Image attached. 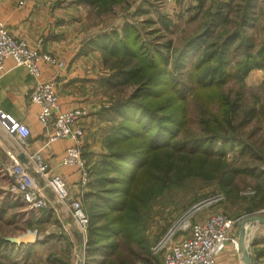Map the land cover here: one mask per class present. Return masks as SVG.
I'll return each mask as SVG.
<instances>
[{
    "label": "trees",
    "instance_id": "16d2710c",
    "mask_svg": "<svg viewBox=\"0 0 264 264\" xmlns=\"http://www.w3.org/2000/svg\"><path fill=\"white\" fill-rule=\"evenodd\" d=\"M81 1L100 16L130 0ZM198 2L204 6L207 0ZM256 2L245 0L238 5L240 16L235 23H241L243 30L253 25ZM230 6L226 1L219 4L216 12H210L204 32L190 39L179 52L167 41L158 43L153 38L145 42L137 27L129 23L120 32L104 33L86 41L88 48L102 53L106 69L114 70L102 79L104 86L134 89L131 98L116 100L112 105L120 121L110 128L106 153L94 169L91 191L84 196L89 218L87 264L148 261L150 243L145 236V223L153 203L167 195L168 187L182 189L194 180H205L210 185L216 180L230 195L237 176H258L262 182L256 186L258 196L254 200L264 203V104L259 110L243 107L240 93L237 102L221 92L233 78L243 80L253 70L264 69V46L252 53L253 45L248 42L244 60L233 63L231 47L237 43L239 32L224 38L220 30L215 33L228 23ZM162 21L168 29L164 17ZM190 91L195 100L204 99L206 106L217 104L219 111L207 110V118L200 120L202 136L178 139L179 134L188 132L186 102ZM248 127L252 129L244 134ZM219 140L225 151L238 149L242 156L252 151L251 161L240 167L231 165L223 153L215 152ZM251 144L259 145L254 149ZM9 197L2 198L0 218L8 209L17 208L19 199L10 197L11 201ZM24 217L28 227L56 221L48 209H31ZM4 245L17 244L0 238V250Z\"/></svg>",
    "mask_w": 264,
    "mask_h": 264
},
{
    "label": "rangeland",
    "instance_id": "374dc122",
    "mask_svg": "<svg viewBox=\"0 0 264 264\" xmlns=\"http://www.w3.org/2000/svg\"><path fill=\"white\" fill-rule=\"evenodd\" d=\"M226 1H229L231 5L227 8L228 23L218 27L215 33L220 30L219 32L223 33L224 38L233 32H239L237 43L231 47L230 53V57L235 64L239 60H244L246 44H248V42L253 45L252 53H255L264 46V0H257L253 14V25L247 27L246 30L242 29L243 26L241 23H235L236 17L240 16L237 13L238 5L245 0H207V2L205 0L206 3L204 6H201L198 0H130L124 5L115 6V8L107 14L98 16V20H100L99 24H102L98 33L104 34L114 30L119 31L122 29L123 22L129 19L133 22L132 25L136 26L140 31L145 42L153 38H155L158 43L167 41L166 43H169L173 49H178L179 52L190 39L204 32L210 19V12H216L219 4ZM92 12L95 13L96 11L93 9ZM163 17L167 21L168 29L162 24ZM91 19H93L92 16ZM98 20L96 22H98ZM215 36L212 37L214 38ZM246 37L249 40L247 39L246 41ZM238 44L241 45L238 46ZM98 52L103 58L102 53L100 51ZM113 72V69L110 70L108 67L106 69L104 66V70L100 73L106 76ZM167 80L170 82L169 79ZM101 92L104 98L103 104L98 114H96L97 119L100 121L99 123L97 121V127H99L100 131H104V133L107 131L105 133L106 139L113 124L120 121L119 118L116 117L114 110H112L113 103L116 100H128L132 97L134 89L126 87L118 90L116 88L101 86ZM221 92L226 98L232 101H237V95L240 93L242 97L240 106L243 107L247 106L248 108H253L254 106L259 110L264 104V85L255 84L252 78L243 80L233 78L223 86ZM193 95L194 94L190 91L187 95L186 102L190 116V121L187 125L188 132L184 135L183 133L179 134L178 139L185 136L189 138L202 136L203 127L200 125V120H205L207 118V110L213 111L214 113L219 111V106L217 104L206 106L207 103L204 99L200 98V100L197 101ZM89 116L90 115L87 117ZM251 129L252 127L244 129V134H248ZM261 133V135L264 136V123L261 126ZM96 138L97 143L101 144L100 154L95 155L97 159L106 153V142L105 140L100 142V139L98 140V137H95V139ZM219 141L215 152L216 154L223 153L226 156V160L230 162L231 165L240 167L246 162L251 161L250 156L253 155L252 151L244 154V157V155H241V150L238 149H228L225 151L221 148V140ZM258 145L259 144H251V147L255 149ZM88 166L92 182L95 180L93 172L97 166L94 162ZM262 168L264 170V165H262ZM0 174L2 176V179H0L2 184L9 186L8 189L12 191L14 186L13 180L8 176L4 177L2 173ZM261 182L262 180L258 176L239 175L235 182V190L230 195L223 192L216 180L210 185L206 184L205 180H194L187 182L182 186V189L168 187L167 195L161 196L153 203L148 220L145 223V236L148 240V244L150 243L149 253L146 255L150 259L146 262L138 260L135 261L134 264H163V258L161 259L162 256L154 255L152 251V248L160 237L170 226L183 220L189 208L191 209L192 206L217 194L223 195L225 200L209 210H214V213H223L231 220L235 221L230 232L235 227V234L238 236L243 221H246L247 224L252 222L251 218L254 216H264V203H258L254 200L258 196L256 186H259ZM90 185L88 190L91 191ZM7 195L11 198L15 196L12 192L0 191V203L2 202V198L7 197ZM81 200H83V198ZM21 202L20 200H16L17 208L8 209L2 214L3 217L0 218V238L9 241L10 238L25 237L26 240L23 244L27 245L29 248L22 251L21 249L15 248L17 246L19 247L21 244H17L16 246L4 245L0 250V264H87L86 258H83L85 254V247L82 245L84 233L79 230L77 225L76 228L71 215V218L67 219L68 223L71 225L70 228L63 227V225L57 224L54 220L50 221L51 223L48 222L49 224L46 223L28 227L24 215L31 209ZM253 202L257 203L258 207L255 206ZM82 203L86 212L87 206L84 205V201H82ZM255 234L257 237V231ZM256 237H254V239ZM4 247L6 249H4Z\"/></svg>",
    "mask_w": 264,
    "mask_h": 264
},
{
    "label": "crops",
    "instance_id": "0c3cea01",
    "mask_svg": "<svg viewBox=\"0 0 264 264\" xmlns=\"http://www.w3.org/2000/svg\"><path fill=\"white\" fill-rule=\"evenodd\" d=\"M22 1L25 4L20 6ZM47 1L0 0V22L13 36L26 40L31 46H36L37 42L42 39L44 42L42 51L64 62L63 69L50 67L43 63V77L45 80L55 77L56 90L63 110L82 108L90 115L82 122L85 129L82 154L87 165L93 162L97 165L103 155L101 154L102 156L96 159L95 155L100 154L101 144L97 143L95 137L103 142L106 140L107 131L104 133L97 127V121L98 123L100 121L96 114L103 104L102 79L110 74L103 76L100 73L104 70V60L98 50L86 46V41L101 35L98 32L102 24H99L97 13H93L92 7L84 2L61 0L55 5L48 6ZM126 23L132 24L133 22L126 19L123 26ZM121 30L114 31L120 32ZM251 78L255 84L264 85V69L253 70L246 79ZM36 83L37 80L29 71L17 66L12 59L6 60L3 70L0 69V111L26 125L31 131L30 137L23 140L11 136L0 125V169L12 162L11 156L25 164L34 175L36 188L48 201L49 206L46 209L53 212L57 224L70 228L71 225L67 220L71 218L69 208L56 198L48 186L47 179L36 173L38 163L35 155L41 154L49 174L59 175L67 182L73 199L83 198L81 201H84V196L90 191L88 190L90 184L83 186L78 168L65 166L62 163L66 150L73 145L71 140H56L48 143L46 130L38 120L40 107L30 101V93ZM0 179H2L1 174ZM8 188L9 186L0 181V191L11 193L12 191ZM14 197L18 198L16 194ZM211 213H214V210L204 211L197 215L195 221L203 222ZM74 224L76 226L75 222ZM241 229L242 226L238 236L235 234L236 228L232 229L227 237L225 248L217 256V264H244L240 247ZM244 230V242L249 250L252 263L264 264V224L252 221L245 224ZM86 241L87 234L84 235L82 241L84 247ZM235 244H238V248L234 247ZM15 248L24 251L29 247L21 243Z\"/></svg>",
    "mask_w": 264,
    "mask_h": 264
},
{
    "label": "built area",
    "instance_id": "2783aa9c",
    "mask_svg": "<svg viewBox=\"0 0 264 264\" xmlns=\"http://www.w3.org/2000/svg\"><path fill=\"white\" fill-rule=\"evenodd\" d=\"M61 0H48L52 6ZM25 2H20V6ZM43 40L36 46H31L26 40L13 36L7 27L0 22V69L4 62L14 60L17 66L26 68L37 80L30 101L40 107L38 120L46 130L48 143L56 140H71L73 145L66 150L63 165L78 168L83 186H88L90 170L83 157L82 148L85 139V129L82 124L88 112L82 108L63 110L56 90L55 77L45 80L42 64L63 69L64 62L42 51ZM0 125L11 136L26 140L31 135L30 129L11 116L0 111ZM12 162L2 167L1 173L13 180L12 192L30 209L41 210L49 204L36 188L34 175L29 168L20 163L14 156ZM37 161L36 173L47 179L50 190L56 198L66 204L70 215L79 230L87 234L89 218L80 199L71 197L67 182L59 175L49 174L47 165L41 154L35 155ZM225 200L217 194L189 208L185 218L174 225L160 237L152 248L154 255L162 256L164 264H217L218 254L225 248L230 229L235 224L223 213H211L203 222H196L198 214L214 208ZM238 248V244L234 245Z\"/></svg>",
    "mask_w": 264,
    "mask_h": 264
},
{
    "label": "water",
    "instance_id": "95a60500",
    "mask_svg": "<svg viewBox=\"0 0 264 264\" xmlns=\"http://www.w3.org/2000/svg\"><path fill=\"white\" fill-rule=\"evenodd\" d=\"M251 221L253 222H258L260 224H264V216H254L251 218ZM246 224V221H243L241 226H242V229H241V233H240V247H241V250L243 252V262L244 264H253L252 263V258L249 254V250L248 248L246 247L245 245V242H244V237H245V230H244V226ZM26 238L24 237H17V238H10L9 241L10 242H13V243H16V244H21L23 242H25Z\"/></svg>",
    "mask_w": 264,
    "mask_h": 264
}]
</instances>
